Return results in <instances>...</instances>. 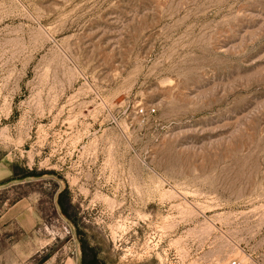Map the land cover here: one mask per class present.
<instances>
[{
	"label": "rangeland",
	"instance_id": "rangeland-1",
	"mask_svg": "<svg viewBox=\"0 0 264 264\" xmlns=\"http://www.w3.org/2000/svg\"><path fill=\"white\" fill-rule=\"evenodd\" d=\"M2 249L264 264V0H0Z\"/></svg>",
	"mask_w": 264,
	"mask_h": 264
},
{
	"label": "crops",
	"instance_id": "crops-1",
	"mask_svg": "<svg viewBox=\"0 0 264 264\" xmlns=\"http://www.w3.org/2000/svg\"><path fill=\"white\" fill-rule=\"evenodd\" d=\"M1 247L3 248V246ZM5 253L6 252H4V249L0 251V264H26L24 255L22 256L18 253L17 256L11 259L10 256ZM65 264H79V260L69 258Z\"/></svg>",
	"mask_w": 264,
	"mask_h": 264
},
{
	"label": "trees",
	"instance_id": "trees-1",
	"mask_svg": "<svg viewBox=\"0 0 264 264\" xmlns=\"http://www.w3.org/2000/svg\"><path fill=\"white\" fill-rule=\"evenodd\" d=\"M65 213L67 214V212L65 211ZM91 253L93 252L95 254V251L93 248L90 249ZM83 264H99V260L97 259V256L94 255L92 257H87L85 256L83 258Z\"/></svg>",
	"mask_w": 264,
	"mask_h": 264
},
{
	"label": "built area",
	"instance_id": "built-area-1",
	"mask_svg": "<svg viewBox=\"0 0 264 264\" xmlns=\"http://www.w3.org/2000/svg\"><path fill=\"white\" fill-rule=\"evenodd\" d=\"M143 110H144V109H143V108H141V112H143ZM233 264H236V261H233Z\"/></svg>",
	"mask_w": 264,
	"mask_h": 264
},
{
	"label": "bare ground",
	"instance_id": "bare-ground-1",
	"mask_svg": "<svg viewBox=\"0 0 264 264\" xmlns=\"http://www.w3.org/2000/svg\"><path fill=\"white\" fill-rule=\"evenodd\" d=\"M170 194V193H169ZM177 196V195H176ZM111 199V198H110ZM110 201V200H109ZM114 203V202H113ZM207 224V223H206ZM209 225V224H208ZM208 225H206L205 227H206V229H207V227H208Z\"/></svg>",
	"mask_w": 264,
	"mask_h": 264
}]
</instances>
